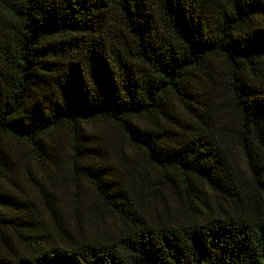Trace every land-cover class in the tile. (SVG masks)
<instances>
[{
  "label": "trees",
  "instance_id": "16d2710c",
  "mask_svg": "<svg viewBox=\"0 0 264 264\" xmlns=\"http://www.w3.org/2000/svg\"><path fill=\"white\" fill-rule=\"evenodd\" d=\"M0 264H264V0H0Z\"/></svg>",
  "mask_w": 264,
  "mask_h": 264
}]
</instances>
